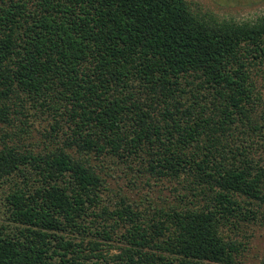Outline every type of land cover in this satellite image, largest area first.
Listing matches in <instances>:
<instances>
[{
	"label": "trees",
	"instance_id": "1",
	"mask_svg": "<svg viewBox=\"0 0 264 264\" xmlns=\"http://www.w3.org/2000/svg\"><path fill=\"white\" fill-rule=\"evenodd\" d=\"M263 225L264 15L0 0V264H237Z\"/></svg>",
	"mask_w": 264,
	"mask_h": 264
},
{
	"label": "rangeland",
	"instance_id": "2",
	"mask_svg": "<svg viewBox=\"0 0 264 264\" xmlns=\"http://www.w3.org/2000/svg\"><path fill=\"white\" fill-rule=\"evenodd\" d=\"M192 9L195 11L206 12L212 15H215L219 19H228L235 20L237 22L242 21H256L258 18L264 15V0H187ZM120 175V174H119ZM107 180L110 185L111 191H109L110 196H115L121 191L123 193L129 194L132 200L138 199L147 193V191L143 192L140 189L132 187L131 183L127 181L123 175L112 177H107ZM169 182L161 183L163 188L165 187V193L151 194L152 198H155L157 201L161 199L160 195H164V198L173 199L171 186L169 188ZM133 188V189H131ZM155 188V187H154ZM155 189H159L158 186ZM147 190V189H145ZM160 197V199L158 198ZM161 201V200H160ZM94 239H98L108 246L105 247V251H111V253L120 252V246H122V242L119 239L114 240H101L100 237H95ZM264 257V225L259 226L256 229L255 235L251 239L250 244L248 245L247 250L240 258V262L237 264H259L260 260ZM215 264V263H208Z\"/></svg>",
	"mask_w": 264,
	"mask_h": 264
}]
</instances>
